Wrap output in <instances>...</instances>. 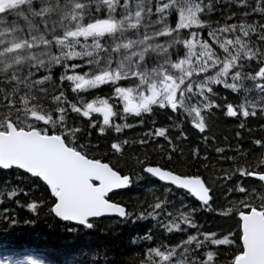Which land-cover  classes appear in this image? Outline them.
<instances>
[{
  "label": "trees",
  "instance_id": "1",
  "mask_svg": "<svg viewBox=\"0 0 264 264\" xmlns=\"http://www.w3.org/2000/svg\"><path fill=\"white\" fill-rule=\"evenodd\" d=\"M126 1L130 0H10L1 3L6 4V8L0 11V111L19 108L30 113L55 115L56 108L62 106L68 121L72 116L69 102L76 98L70 96L74 93L71 83L60 80V76L68 72L65 67L78 65L76 72L84 68V62L103 57L123 78L137 73L151 83L153 72L162 68L161 62L153 61L157 53L174 60L186 54L183 40L192 30L176 29L179 8L168 0L169 6L174 5L169 18L172 31L159 36L146 35L147 43L142 37L137 38L140 51L146 44L150 48L144 49L145 56L123 49L127 39L119 29L113 36L112 32L105 34L95 47L100 51L91 54L86 39L74 33L102 20H123ZM204 1L214 6L212 10L218 13L219 19L195 32L212 41L209 34L224 27L226 35L244 37L247 48L258 53V62L248 67L237 66L225 78L227 84L235 86L237 93L221 85L214 86L211 94L204 92L208 99L216 101L214 106L202 110L207 122L204 131L196 129L192 117L179 107L173 111L154 105L150 113L135 118L124 115L121 119L118 114L115 123L132 125L119 133L112 128L99 133L96 125L90 127L91 122L80 118V124L75 125L70 119L68 126L80 129L74 143L83 146L90 158L110 162L116 170L131 176L127 189L108 196L126 206L132 213L128 219H92L85 226L63 221L50 211L54 201L42 181L17 168H0V261L12 264L28 261L31 264H149L148 250L160 248L161 251L174 249L173 261L184 264H192L193 259L199 264L209 250L216 254V264H231L239 251L242 223V220L238 223L236 214L243 212L245 207L264 210V183L238 171L243 167L250 173L264 172L260 167L264 146L260 148L254 144L256 139H264V81L262 85L253 82L251 75L258 78V66L264 63V0H249L251 2L245 5L235 4L243 0ZM227 3L233 6L224 15ZM259 3L262 5L258 6ZM155 16L154 13L144 15L141 25L153 23ZM231 24L235 28H230ZM127 28L126 22L123 29ZM118 49L122 50L118 52ZM166 63L168 65L162 69L172 72L177 79L176 94L185 106L202 104L204 101L197 93L200 85L206 83V75H181L182 72L172 67L173 63H178ZM108 85L96 90V96L112 100ZM59 94L67 102L58 104L54 98ZM229 103L234 108L242 105L250 115L246 118L228 116ZM160 127L165 128L167 139L154 135V130ZM125 141L127 143H123ZM113 142L122 143L120 151L111 149ZM194 153L199 154L198 158ZM146 157L151 165L200 175L211 191L209 205H202L186 190L146 173L143 170ZM138 160L141 163H137ZM28 203H34L38 211L28 209ZM157 203L161 204L160 209L154 207ZM181 214L188 215L196 227L184 225L179 219ZM172 223H179L181 227L173 229ZM204 232H213L219 239L228 236L234 243L219 246L209 243L200 249L193 244L187 246V252L178 247L188 235L199 234L198 238L203 240ZM145 235L151 239L146 240ZM242 253L235 256V263ZM152 260L158 258L153 256Z\"/></svg>",
  "mask_w": 264,
  "mask_h": 264
},
{
  "label": "snow or ice",
  "instance_id": "2",
  "mask_svg": "<svg viewBox=\"0 0 264 264\" xmlns=\"http://www.w3.org/2000/svg\"><path fill=\"white\" fill-rule=\"evenodd\" d=\"M192 23L199 24V21L193 20ZM77 67L78 65L75 64L65 67V69H68L67 74L60 76V80L66 79L71 83L73 92L87 91L104 84L118 83V81L114 82L111 79H90L86 73L75 72ZM256 75L259 77L262 74L258 71ZM213 84L221 85L234 94L238 91L235 86L231 84H223L219 81H213ZM191 87L192 86H190V88ZM260 87L261 85H257V88ZM205 91L210 94L213 92L211 87H205L204 90L197 93L204 102L199 106L192 105L191 107H187L182 99H178L179 94H174L171 95L170 98L165 97L164 100H161L158 92H154L151 96L145 92L143 93L145 98L137 101L133 99V93L130 89L120 87L113 88L114 96L118 97L122 103L121 119H123L126 114L140 116L143 113H150L154 105L161 108L167 107L173 111L177 110L179 107L192 117V124L196 129L201 131L205 129L202 110H207L216 104L214 99L210 100L204 95ZM54 100L58 104L67 102V99L62 98L61 94L57 95ZM69 106L73 112L80 113L84 118H90L93 113L99 114L101 117L97 129L99 133H104L106 128H112L115 132L119 133L123 128L132 127V125L129 124L114 123L113 118L117 116V112L114 111L113 105L107 98L99 97L97 99H89L82 107H78L75 104H69ZM55 112V115L33 113L29 119H37L38 127L35 129L32 128L30 124L17 128L11 120L7 122L0 120V168L11 169L15 167L24 170L26 173L42 181L49 190L52 200L54 201L51 203L50 211L59 218L83 223L85 225H89L92 218L104 215H118L123 219L131 218L132 213H129L122 204L112 202L110 199L106 198L112 190L129 186L131 183L130 176L121 174L110 162H103L102 159L97 158H89L88 152L84 147L74 143L77 139L76 133L80 131V129L66 126L65 108L62 106L57 107ZM226 112L230 117L242 115L246 118L250 115L242 105H239L238 108H234L231 103L227 104ZM41 122L43 126H41ZM96 123V120H92L90 127H94ZM38 130H40L39 134L41 136L54 141V143H50L42 150L48 153V156L42 155L41 150H34L31 147V138L23 136L24 133ZM154 135L167 139V133L163 127L155 129ZM123 143L127 142L125 141ZM254 144L261 148L264 146V139H256ZM121 148V142H113L111 144L112 150L120 151ZM194 155L197 158L199 156L198 153H194ZM137 163L141 162L138 160ZM260 167L264 168V158L260 161ZM143 170L162 182H168L171 185L186 190L202 205H209L211 200L210 190L206 187L200 175L192 174L190 179L200 181L204 186L205 194L203 195L196 186L178 182L165 173H173L174 176H188L189 174L178 173L175 169L167 170L164 166H153L149 164L147 157L143 161ZM238 171L245 176L251 175L260 178L261 175H264L247 172L243 167L239 168ZM73 184L78 189L76 196H73L69 191L70 186ZM241 191H243V189H241ZM8 195L11 196L12 193H8ZM154 207L160 209L161 204L157 203ZM27 208L32 211H38L34 203H28ZM229 211H231V209H229ZM249 211H251L250 208L245 207L243 209V212ZM243 212L236 214L238 216V223L241 220ZM149 216H151V213H149ZM179 219L183 221L184 225L196 227L188 215L181 214ZM13 223H15V221H13ZM180 227L181 225L179 223L171 224V228L173 229H179ZM198 235L199 234L188 235L186 241H181L178 247H183L185 252H187V246L193 244L195 248L200 249L206 247L209 243L215 246L234 243L228 236H224L222 239L216 238V234L213 232H204L203 240L199 239ZM144 238L146 240L151 239L148 235H145ZM238 239L239 251L234 254L231 264H235V256L239 255V252L244 251L246 247L243 228L239 229ZM174 254V249L161 251L160 248H150L148 250L149 264H184L182 261H173L172 257ZM153 256L158 258V260L153 261ZM215 257L216 254L213 251H206L199 264H216ZM192 264H198V262L193 259Z\"/></svg>",
  "mask_w": 264,
  "mask_h": 264
},
{
  "label": "rangeland",
  "instance_id": "3",
  "mask_svg": "<svg viewBox=\"0 0 264 264\" xmlns=\"http://www.w3.org/2000/svg\"><path fill=\"white\" fill-rule=\"evenodd\" d=\"M168 1L174 4L175 6H178L179 8V14L176 19V29H190L192 30V34L188 38H185L183 40V44L186 49V54L184 56L178 57L177 60H174L172 58L170 59V57H167L166 55H160L158 53L157 55H155V60L153 61L161 62V65H159L160 67L163 68V66L168 65L166 62H168L169 64H171V62H176L178 64L173 63L172 67L173 69L182 72L181 75H206V83L200 85V91H202L205 89V87H211L213 89L214 86H218L213 84V81H219L220 83L227 84V80L225 78L227 77L228 73L235 67L241 65L248 67L249 65H253L254 62H258V53L254 52L252 49L247 48L245 38L241 36L229 37L225 34L224 31H226V28L224 27L214 29L213 32L209 34V37L211 36L212 41L204 39L202 33L195 32V29L207 25L210 22H218L219 15L218 13L212 10L214 9L213 5L207 4L204 0ZM227 2H230V0H227ZM248 2L251 1L243 0L241 3L235 1V4L245 5ZM169 5V3H166V0H135L134 2H131V0L126 1L123 4V20H102L78 30L74 33V35L77 37L85 38L87 45L90 46L91 54L94 55L96 51H100V48L95 50V47L99 46L101 38L104 37L105 34L111 32L113 33V36L114 32L119 29L120 31L118 32H120L121 35H123L127 39V41L124 43L123 49L125 51L127 50V52L132 51V54H141V57H143L145 56L144 49L146 48V51H148L150 48H148V44H146V47H144L143 50L140 51L138 49L139 39L137 38L142 37L144 43H147L149 38L146 35L156 34L159 36L161 33L172 31L171 21L169 20V18L170 11L174 7V5ZM225 5L226 13L224 15H227L231 10L233 4L227 3ZM257 5L261 6L262 4L259 3ZM4 8H6V4H0V11ZM153 13L156 14L154 20L152 19L153 23L145 22L143 25H141V21L144 15L152 16ZM127 18L128 21L126 20ZM227 18H229V16H227ZM193 20L199 21V24H193ZM126 22L128 24V28L123 29V27H125ZM120 28H122V30ZM230 28H235V25L231 24ZM121 50L122 49H118L117 51L120 52ZM83 64L84 65L82 66L84 68L81 70H77L76 72L86 73L90 79H111L114 82L118 81V83H113L109 85L104 84L98 86L95 89L72 93L70 96L76 99L73 100V102L71 103L69 102V104H75L78 107H82V105L86 103L89 99H97L99 97H104L107 98L110 103H113L115 105L117 115H120L122 114V103L120 102L118 97L114 96V87L130 89L133 93V99L137 101L145 98L143 96V93L145 92H147L149 96L153 95L154 92H158L159 98L161 100H164L165 97L170 98L171 95L176 94V90L178 88V84H176L177 79L174 77L173 73L170 71L165 72L162 68L156 69V71L153 72L154 77L151 79L150 83L144 78V76H140L137 73L130 76V78H123V76L118 71L113 70L111 68V64L107 58L94 57L93 59H91V62H84ZM259 66L258 71L260 72L261 66ZM159 73H162V75L159 76ZM251 75L253 77V82H258L261 85L263 84L262 82L264 81V74H262L258 78H256L254 74ZM106 85H108L106 88H108L112 92V100H110L107 96H96V90H99L101 89V87ZM189 93L191 94V91H189ZM68 109H70V112H72V116L68 119V121L66 120L67 127H69L68 124L70 119L75 125L80 124V120L82 119L87 121V118L82 117L80 113L73 112L69 105ZM32 114L33 113L26 111V109L10 108L8 110L0 111V120H3L4 122L11 120L14 124H16L18 128L30 124L32 128L35 129L38 127L37 119H29ZM126 115H128L129 118L137 117L132 114ZM92 117H95L94 113L89 119H91ZM75 119H78V121H76ZM115 119L116 117L114 118V123ZM91 121L92 120H89L88 122ZM204 122V130H206L207 122L205 119ZM41 126H43L42 122ZM109 129L111 128H106V130ZM259 210L264 214L263 209ZM0 264L12 263L0 261ZM25 264L31 263L28 261Z\"/></svg>",
  "mask_w": 264,
  "mask_h": 264
},
{
  "label": "water",
  "instance_id": "4",
  "mask_svg": "<svg viewBox=\"0 0 264 264\" xmlns=\"http://www.w3.org/2000/svg\"><path fill=\"white\" fill-rule=\"evenodd\" d=\"M6 1H9V0H0V3L6 2ZM260 72L264 73V63L260 67ZM23 136L31 138V142H32L31 147L34 150H41L42 155H45V156L49 155L48 153L43 152L42 150L44 148H46L50 143H54V141H52L50 139H46L45 137L41 136L39 134V131H35V132L29 131L27 133H24ZM103 162H105V161H103ZM153 166H159V165H153ZM4 170H8V169H4ZM167 170H170V169H167ZM21 171L25 172L24 170H21ZM257 173L264 174V172H257ZM165 174L170 176L171 178H173L174 180H176L178 182L188 183V184L194 185L198 188V190L201 192L202 195L205 194L204 193V186L200 183L199 180L190 179L191 175L174 176L173 173H165ZM254 174H256V173H254ZM127 175H129V174H127ZM252 177H254L258 180H261L264 183V175H261L260 178L258 176H252ZM130 179H131V176H130ZM156 179H158V178H156ZM202 180H203V178H202ZM93 182H95V181H93ZM165 183H168V182H165ZM168 184H170V183H168ZM205 185H206V187H208L206 183H205ZM128 187L129 186L121 188V189L112 190V192H110L106 198H108L109 195H111L115 192H118V191L125 190ZM209 190H210V188H209ZM69 191L72 193L73 196H76L78 189L73 184L70 186ZM210 196L212 199L211 191H210ZM112 202H115V201H112ZM210 202H211V200H210ZM115 203H118V202H115ZM124 207L126 208V206H124ZM126 210H127V208H126ZM56 217H58V216H56ZM112 217L120 218L118 215H104V216L92 218V219L112 218ZM59 219H61L63 221H69V220L62 219V218H59ZM241 219H242L241 228H243V230H244V238L246 241V247H245L243 253L237 258V261L235 264H264V214L258 209H252L250 212L243 214ZM69 222H71L75 225L85 226V224H83V223H77V222H72V221H69Z\"/></svg>",
  "mask_w": 264,
  "mask_h": 264
},
{
  "label": "flooded vegetation",
  "instance_id": "5",
  "mask_svg": "<svg viewBox=\"0 0 264 264\" xmlns=\"http://www.w3.org/2000/svg\"><path fill=\"white\" fill-rule=\"evenodd\" d=\"M111 104H112L113 107H114V111H116V109H115V108H116L115 105H114L113 103H111ZM94 115H95V117H92L91 119L87 118V121H89V120H96V122H97V123H96V124H97L96 128L98 129L99 124H100L101 117L99 116V114H95V113H94ZM115 117H117V116H115ZM115 117H114V118H115ZM114 118H113V119H114Z\"/></svg>",
  "mask_w": 264,
  "mask_h": 264
}]
</instances>
